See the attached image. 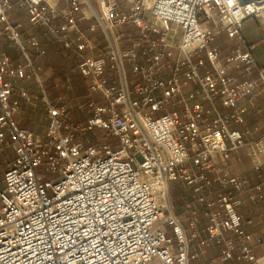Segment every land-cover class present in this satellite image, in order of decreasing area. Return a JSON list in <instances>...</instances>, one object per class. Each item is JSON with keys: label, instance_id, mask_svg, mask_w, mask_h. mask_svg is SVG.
I'll return each mask as SVG.
<instances>
[{"label": "built area", "instance_id": "2783aa9c", "mask_svg": "<svg viewBox=\"0 0 264 264\" xmlns=\"http://www.w3.org/2000/svg\"><path fill=\"white\" fill-rule=\"evenodd\" d=\"M61 1L0 0V34L21 54L0 48V151L15 152L0 182V264H261L241 204L264 198V178L249 190L229 160L248 146L254 169L264 166V131L230 125L245 123L240 100L264 84L243 32L248 19L264 24V0H126L130 11L120 0ZM16 6L78 52L104 99L83 107L84 121L51 99L34 59L46 49L12 19ZM85 7L96 18L87 30ZM222 32L240 43L213 45ZM21 99L43 104L44 133L20 125ZM172 181L191 190L180 205Z\"/></svg>", "mask_w": 264, "mask_h": 264}, {"label": "crops", "instance_id": "0c3cea01", "mask_svg": "<svg viewBox=\"0 0 264 264\" xmlns=\"http://www.w3.org/2000/svg\"><path fill=\"white\" fill-rule=\"evenodd\" d=\"M92 1L94 3L95 7L98 8V0H92ZM120 3L122 5V9L124 11H130L131 6L128 3V1L120 0ZM60 4L66 5V2L63 0L60 2ZM84 12L87 14V16L83 19H79L78 22H79V25L82 29L87 30L91 23L96 22V18L94 16V12H92V10L90 8L85 7ZM11 17H12V19L19 20L23 23V28H24L23 33L25 36H28L30 34H34L37 36V38L39 39L41 44L48 50V56H49V54H52L54 52H62V53L66 54L67 51L68 52L71 51V50L63 49L64 47H63L62 43L59 42L53 34L45 31L42 28H38V27L33 26L29 21L28 12L25 8H20L19 6H16L13 9V11L11 12ZM25 17L28 18L29 22L23 20V19H25ZM243 32H244V35H245L248 42L255 43L257 45V48L255 50V56L257 58V62L259 64V66L264 67V24H263V22L257 18L248 19L244 23ZM99 36L102 40H104L102 35H99ZM239 43L240 42L238 40L229 37L227 35V33H225V32H222L219 35H217L215 37V39L212 41L213 45L220 44L223 47L225 52H228L232 46L238 45ZM2 50L7 52L14 60H18L21 58V54H20V57H14V55L9 53L5 49H2ZM18 51H19V49H18ZM72 52H73V50H72ZM74 52L78 56V52L77 51H74ZM19 53H20V51H19ZM88 53H94V54L98 55V54H100V51L95 50L93 52L89 51ZM45 58H47V56L41 58V61L44 62ZM76 70L78 71V66H76L74 71H76ZM233 74L235 76L241 78V81L245 80V79L256 78L258 76V73L256 71H254L250 74L243 73V76H241L242 74H238L236 72V70H234ZM130 75H132V72H130ZM58 78H60L61 80H65V81L67 80V78H69L70 84H71V82H73L71 75H69V73H65L63 75H60V77H58ZM32 91H36V90H32ZM49 94H50V92H49ZM251 98H252V101L250 100ZM21 102L23 103V105L21 106L20 114L18 115V120H22V122H26L25 116L23 115L24 112H23L22 108L27 107L28 103L26 104V102H24L23 100ZM39 102L36 106H34L35 108L32 109L30 107V104H29V107L32 110H36L38 105H39V108H41L43 104L41 102L39 104ZM240 103L244 107L245 123L240 124V123H236L234 121H231V123H230L231 127L232 128H238V129H241L243 131L246 128H250L253 130L254 135H258L261 132H263L264 131V84H260L256 89H254V91L250 95L243 97L240 100ZM220 109L223 112H228L227 108H225L222 105L220 106ZM45 110L46 109H44V111ZM75 115L78 116L79 118L81 117L80 114L76 113ZM21 117L24 119H21ZM85 119H83L82 121H84ZM45 120H46L45 121L46 123H45L44 130L37 131L36 129H34L32 127L28 128V129L33 130L37 133H41V134L44 133L46 126H47V123H48L47 114H46ZM94 131H97L96 134H97L98 138L100 139V137L103 135V132L101 130H94ZM86 136L92 140L91 137H89L88 135H86ZM246 138L248 139L249 137L246 136ZM112 140L115 144H118V142L115 138H112ZM248 150H249L248 146H243L239 149L234 150L231 154V158H230L229 162L232 164V166H233V168L237 174H241L244 177L249 179L248 189L251 191H254V186L262 178H264V166L259 171H256L253 167L252 162H251L250 156L248 154ZM0 152H2V151H0ZM214 188L217 191L220 190V187L218 186V184H215ZM185 191H186V194H188L187 196L189 197L190 194L188 192H191V190H185ZM241 212H242V215L246 221H251L248 225V228H249V230H251L253 232L254 237H255L254 251H255L256 255L259 257L260 263L264 264V198L261 200H258L256 202H252L248 198H244L243 202L241 204ZM257 239H260V240H257Z\"/></svg>", "mask_w": 264, "mask_h": 264}, {"label": "rangeland", "instance_id": "374dc122", "mask_svg": "<svg viewBox=\"0 0 264 264\" xmlns=\"http://www.w3.org/2000/svg\"><path fill=\"white\" fill-rule=\"evenodd\" d=\"M23 20L29 22L27 17H25V19ZM0 47L2 49H5L12 55H14V57H20V53L17 47L6 37L5 34H0ZM62 54H63L62 52H54L52 54H49V56H47V58H45V61H44V65L46 66L47 76H48L47 85L50 89L49 92L53 97L56 96L57 93L63 94V92L59 91L60 90L59 88L64 87V86L62 84V80L58 77H60V75H63L65 73L75 74L73 70H71L72 71L71 72L69 69L65 67L66 65L65 59H64V55ZM108 62L112 63V60L108 59ZM57 81L60 82L59 86L55 85V82ZM73 82L71 84V87H69L70 96L72 97V100L69 104L71 105V108H72L71 110L72 116H74L76 113L80 114V116L82 114L85 115V109L83 108L84 106H81L80 108L79 107L74 108L75 107L74 105L78 104L79 102L78 98L81 95L78 94L79 90L77 91L78 88ZM26 109H25V112L23 113V115L25 116V121L26 122L28 121L29 125L32 128L36 129L37 131L44 130L45 123H46L45 122L46 121L45 120L46 110L44 111L45 108L43 107V105L41 108H39V105H38L37 109L33 111L30 109L28 110ZM96 133L97 131L95 132L90 131L87 135L91 137L92 139L98 141L99 138ZM13 156H15V152L12 147H8L5 151L0 152V182L2 181L1 179L3 178L4 170L6 169V163L9 160V158ZM170 192H171V195L173 197L175 204L177 205L182 204L188 198L187 196L188 194H186V191L182 188L180 182L178 181H172L170 183Z\"/></svg>", "mask_w": 264, "mask_h": 264}, {"label": "trees", "instance_id": "16d2710c", "mask_svg": "<svg viewBox=\"0 0 264 264\" xmlns=\"http://www.w3.org/2000/svg\"><path fill=\"white\" fill-rule=\"evenodd\" d=\"M63 49H65V48H63ZM74 51H76V50H73V52H72V50L70 52L67 51L66 54L65 53L62 54V55H64L65 64H66V65L65 64L64 65L70 71L71 70L74 71L76 66H77V55H76V53ZM46 56H48V50L47 49H46V53L43 56L39 57V56L34 55V59H35L36 63H38L40 65L41 73L44 76L45 82L47 84V82H48L47 69H46V66L44 65V62L41 61V58L46 57ZM74 72H75V74H69V75H71V78L74 80L73 83L77 86V88H78L77 91L79 90L78 94L81 95L78 98V100H79L78 104L74 105L75 106L74 108H78V107L80 108L81 106L87 107L88 104L91 101H96V102H99V103L104 102V99L101 97V95L99 93L91 92L89 90V88H88V79L84 75H82L79 70L78 71L76 70ZM64 81L65 80H62V84H63L64 87L59 88L60 89L59 91L63 92V94L62 93L61 94L57 93L56 96H54V97L51 94L50 95H51V98L53 99V101L55 103H58V104L64 103V104L67 105V107L69 109L72 110L71 105H69L71 100H72V97L70 96V89H69V87L65 86V82ZM23 83L25 84V86L30 91H32V90H36L37 91V89H38L36 83L34 82V80L25 81ZM71 84H72V82H71ZM47 90L48 91L50 90L48 85H47ZM22 100L23 99H21V101ZM23 101L25 102V100H23ZM22 105H23V103L21 102V106ZM30 107L32 109L35 108L33 105L31 106V104H30ZM30 107H29V104H28L27 107H25V108L23 107L22 108L23 112H25L26 108H27L26 110H28V109L32 110ZM85 118H86V115H83V114L81 115L80 118L78 116H76V115L73 116V119L75 121H79L80 119H81L80 121H82ZM21 119H24V118L21 117ZM19 123H20V125L22 127L31 128V126L29 125L28 122H22V120H19ZM92 132H95V131H92ZM92 140L95 141V142L97 141V140H94V139H92Z\"/></svg>", "mask_w": 264, "mask_h": 264}, {"label": "bare ground", "instance_id": "6f19581e", "mask_svg": "<svg viewBox=\"0 0 264 264\" xmlns=\"http://www.w3.org/2000/svg\"><path fill=\"white\" fill-rule=\"evenodd\" d=\"M52 2H55L56 0H51Z\"/></svg>", "mask_w": 264, "mask_h": 264}]
</instances>
